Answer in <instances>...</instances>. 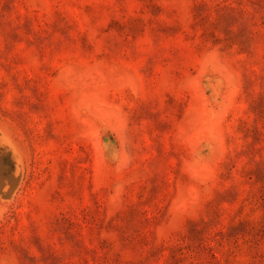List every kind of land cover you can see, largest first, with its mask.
Returning <instances> with one entry per match:
<instances>
[{"label": "rangeland", "instance_id": "obj_1", "mask_svg": "<svg viewBox=\"0 0 264 264\" xmlns=\"http://www.w3.org/2000/svg\"><path fill=\"white\" fill-rule=\"evenodd\" d=\"M0 264H264V0H0Z\"/></svg>", "mask_w": 264, "mask_h": 264}]
</instances>
